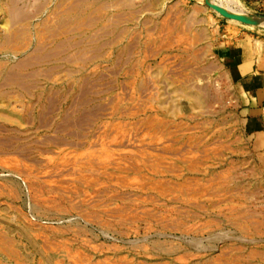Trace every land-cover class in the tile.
Masks as SVG:
<instances>
[{
    "label": "rangeland",
    "instance_id": "rangeland-1",
    "mask_svg": "<svg viewBox=\"0 0 264 264\" xmlns=\"http://www.w3.org/2000/svg\"><path fill=\"white\" fill-rule=\"evenodd\" d=\"M210 1L0 0V264H264V0Z\"/></svg>",
    "mask_w": 264,
    "mask_h": 264
},
{
    "label": "crops",
    "instance_id": "crops-1",
    "mask_svg": "<svg viewBox=\"0 0 264 264\" xmlns=\"http://www.w3.org/2000/svg\"><path fill=\"white\" fill-rule=\"evenodd\" d=\"M245 133L264 171V59L246 43L221 55Z\"/></svg>",
    "mask_w": 264,
    "mask_h": 264
},
{
    "label": "water",
    "instance_id": "water-1",
    "mask_svg": "<svg viewBox=\"0 0 264 264\" xmlns=\"http://www.w3.org/2000/svg\"><path fill=\"white\" fill-rule=\"evenodd\" d=\"M207 4H208V1H207ZM208 5H209V7L211 9L216 11L218 14H220L224 18H227V19H230V20H234V21H237V22H240V23H247V21L242 16L230 14L229 12H227V10L225 8H223L221 6H216V5H213V4H211V5L208 4ZM247 24H249V23H247Z\"/></svg>",
    "mask_w": 264,
    "mask_h": 264
},
{
    "label": "bare ground",
    "instance_id": "bare-ground-1",
    "mask_svg": "<svg viewBox=\"0 0 264 264\" xmlns=\"http://www.w3.org/2000/svg\"><path fill=\"white\" fill-rule=\"evenodd\" d=\"M211 1H212V0H211ZM211 1H210L209 3H211ZM211 4L214 5V3H211ZM211 4H210V5H211ZM244 19H245V17H244ZM248 20H249V19H248ZM251 21H252V20H251ZM259 21H260V20H259ZM259 21H258V22H259ZM263 22H264V20H263ZM248 23H249V22H248ZM252 24H253V22H252ZM260 24H261V23H260ZM262 24H263V23H262ZM262 24H261V25H262ZM250 25H251V24H250ZM258 25H259V24H258Z\"/></svg>",
    "mask_w": 264,
    "mask_h": 264
}]
</instances>
